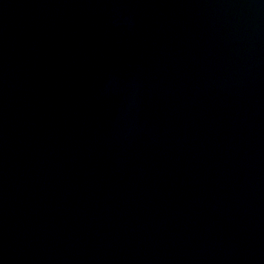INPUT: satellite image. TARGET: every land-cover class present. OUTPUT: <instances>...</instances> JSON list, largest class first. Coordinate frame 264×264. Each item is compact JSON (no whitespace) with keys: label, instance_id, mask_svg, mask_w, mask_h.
<instances>
[{"label":"water","instance_id":"1","mask_svg":"<svg viewBox=\"0 0 264 264\" xmlns=\"http://www.w3.org/2000/svg\"><path fill=\"white\" fill-rule=\"evenodd\" d=\"M0 264H264V0H0Z\"/></svg>","mask_w":264,"mask_h":264}]
</instances>
